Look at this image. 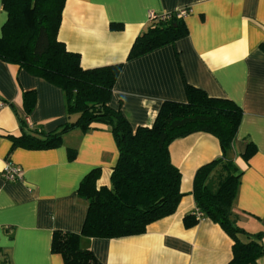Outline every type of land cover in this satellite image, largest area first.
<instances>
[{
	"label": "crops",
	"instance_id": "obj_1",
	"mask_svg": "<svg viewBox=\"0 0 264 264\" xmlns=\"http://www.w3.org/2000/svg\"><path fill=\"white\" fill-rule=\"evenodd\" d=\"M187 9V33L174 43L127 59L129 48L157 15ZM6 20L0 0V29ZM120 24V28L112 27ZM58 39L80 55L83 68L122 63L109 104L132 128L150 126L164 100L185 101L184 83L209 96L228 98L242 109L232 143L241 172L233 210L237 224L264 233V0H65ZM35 92L29 113L24 91ZM66 112L62 90L16 64L0 60V264H64L50 251L54 230L80 232L87 203L77 194L86 173L99 168L96 187L110 185L118 150L108 126L92 124L64 132L49 148L11 149L24 133L43 136L76 120ZM27 118L32 127L23 122ZM255 152L242 158L247 143ZM68 149H74L72 158ZM181 174L175 211L151 222L141 234L114 238L81 236L97 264H226L232 239L204 217L185 226L196 208V169L221 153L211 134L194 132L168 146ZM6 161L19 167L16 180L3 178ZM264 245V234L261 237ZM257 264H264V255Z\"/></svg>",
	"mask_w": 264,
	"mask_h": 264
},
{
	"label": "trees",
	"instance_id": "obj_2",
	"mask_svg": "<svg viewBox=\"0 0 264 264\" xmlns=\"http://www.w3.org/2000/svg\"><path fill=\"white\" fill-rule=\"evenodd\" d=\"M64 1L1 0L6 20L0 29V60L59 87L66 112L78 114L75 121L42 137L24 132L13 137L11 149L53 147L68 130L104 124L118 150L109 186L96 187L99 168L91 169L81 179L77 194L87 203L81 230H54L50 251L59 253L64 264H97L91 251L80 247L81 236L114 238L141 234L151 222L172 214L182 196L181 174L170 161L168 146L176 138L204 132L218 140L221 153L194 173L192 196L196 209L232 239L231 258L226 264H257L264 255V233H250L240 227L233 210L241 174L232 157V143L243 114L240 106L184 83L185 101L164 100L150 126L132 128L120 108L109 104L122 63L83 68L80 55L58 39ZM112 27L120 28V24ZM186 33L183 17L177 16L176 11L159 15L135 37L127 59L174 43ZM34 103L35 92L24 91L22 104L26 113ZM254 152L255 147L249 142L242 158L247 161ZM74 153V149H68L70 158ZM198 221L194 213L183 218L185 226Z\"/></svg>",
	"mask_w": 264,
	"mask_h": 264
},
{
	"label": "built area",
	"instance_id": "obj_3",
	"mask_svg": "<svg viewBox=\"0 0 264 264\" xmlns=\"http://www.w3.org/2000/svg\"><path fill=\"white\" fill-rule=\"evenodd\" d=\"M177 12V16L183 17L185 14H187L188 10L187 9H182L180 11H176ZM159 15L150 12L149 13V20H153L156 19ZM23 122L28 125L29 127H32L31 123L28 121V119L25 117L23 119ZM2 175L3 178L6 180H16L19 179L21 176V171L19 169V167L13 165L11 162L6 161L4 164V167L2 169ZM195 214V216L199 219L203 218L201 217V214L198 212V210L195 208L194 211L192 212Z\"/></svg>",
	"mask_w": 264,
	"mask_h": 264
}]
</instances>
